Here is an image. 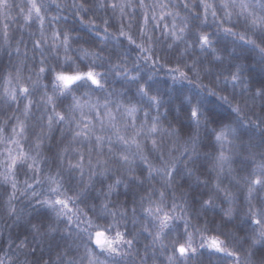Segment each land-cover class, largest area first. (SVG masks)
I'll list each match as a JSON object with an SVG mask.
<instances>
[{"label": "snow or ice", "instance_id": "snow-or-ice-1", "mask_svg": "<svg viewBox=\"0 0 264 264\" xmlns=\"http://www.w3.org/2000/svg\"><path fill=\"white\" fill-rule=\"evenodd\" d=\"M15 6L23 31L0 28V207L27 215L49 246L80 241L79 259L65 250L54 264H242L245 243L264 245V84L249 81L245 60L224 63L218 35L264 62V0ZM12 7L0 0L5 18ZM181 45L219 62L220 91L204 83L203 65L172 56ZM184 83L204 91L183 96L187 131L161 115V88ZM208 96L226 118L204 110ZM28 207L47 215L34 222ZM241 220L247 240L232 223ZM41 252L33 247L29 264H52Z\"/></svg>", "mask_w": 264, "mask_h": 264}, {"label": "clouds", "instance_id": "clouds-1", "mask_svg": "<svg viewBox=\"0 0 264 264\" xmlns=\"http://www.w3.org/2000/svg\"><path fill=\"white\" fill-rule=\"evenodd\" d=\"M218 35L219 43L223 45L221 50L225 54L224 63H228L229 57L235 60H245L248 64L246 73L248 79L253 85H257L258 79L264 78V62L260 61L255 50H249L248 52L243 53L237 51L233 53L231 51V37L222 33ZM171 54L174 58L182 59L189 63L195 62L197 64L203 65L201 76L204 77V83L209 84L216 88L217 91H220L221 82L215 79V77L218 75L216 68V65L219 63L218 61H216L214 58H205L198 47L185 52L183 45H181L179 48L171 50ZM174 88L179 91L169 92L163 87L161 88V91L165 96L164 105L168 108L167 115H164L163 111H161V115L163 116L164 120L182 128L184 131H187L190 129L191 124L186 117L188 103L183 101V96L187 94L196 98L203 96L204 91L187 83L175 85ZM169 96L173 98L168 99ZM178 102H182V111L180 113L177 112L176 107ZM202 105L205 111L213 113L214 115H218L222 118H226L229 115L228 110L223 105L217 106L218 101L214 96H208L202 101ZM100 193L101 189L99 185L92 189L93 197L100 196ZM126 194L128 193H121V195ZM28 200V196L23 197L22 202L17 205V210L19 211L20 208H23L24 205L28 203ZM26 213H31L35 222L36 220L45 217L47 215V210L40 208L33 212L32 208L28 207L26 209ZM218 220L219 209L216 210V217L212 218L211 222L215 224L218 222ZM26 221L27 215H25V219L23 221H18L16 217L7 213L3 207H0V260L3 261V264H29L30 261L34 260L31 254V249L37 246L42 248V252L39 255H42L43 257L47 255L48 258H51L48 252V241L46 239H42L39 234L33 233ZM232 223L240 230L245 240H247V236L251 232V228L247 226V223L243 220L239 222L234 221ZM24 243L27 244V247L24 246ZM5 244L7 245L6 247L4 246ZM249 251L251 252L252 256V264H264V245H255L251 250H249L247 243L244 244L242 264H244V258L248 255ZM61 259H64L62 255ZM51 261L52 264H54V260L51 259Z\"/></svg>", "mask_w": 264, "mask_h": 264}, {"label": "trees", "instance_id": "trees-1", "mask_svg": "<svg viewBox=\"0 0 264 264\" xmlns=\"http://www.w3.org/2000/svg\"><path fill=\"white\" fill-rule=\"evenodd\" d=\"M9 2L13 5V7L10 10V17L5 18L2 14H0V28L3 27L4 23H8L9 24V30L18 36L20 34V32L23 31V29L20 27V25L23 23V21H22L20 14H19L18 8L15 5L19 4L21 2V0H9ZM146 2H150V0H146ZM129 11H131V9H129ZM125 22L127 23V18H125ZM156 37L159 40L164 41L165 44L168 42L164 37L160 36L159 31L156 32ZM133 55H135V53H133ZM161 77L162 78L164 77L163 71L161 72ZM260 84H264V78L258 79L257 85H260ZM116 86L119 87V84H117ZM258 110L259 109H257V111ZM161 111H163V109H161ZM205 150H207V149H205ZM209 218L212 219L214 217L210 216ZM21 238H23V237H21ZM78 245H80V241L75 239V238L69 239L66 243L64 241H60V240L52 241L51 246H48V252H49V255L51 256L52 260L56 259L57 253H60L63 256V253L65 250L68 252V256H74L77 259H79V255L83 254V247L77 248ZM4 246L6 247L7 245L5 244ZM207 251H212V250L208 249ZM78 253H79V255H78ZM219 255H222V254H219ZM63 258L67 259L64 256H63ZM45 259H48L47 255L45 256ZM213 264H216L215 260H213Z\"/></svg>", "mask_w": 264, "mask_h": 264}]
</instances>
